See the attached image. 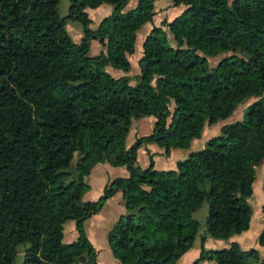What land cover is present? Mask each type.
<instances>
[{"label": "trees", "instance_id": "obj_1", "mask_svg": "<svg viewBox=\"0 0 264 264\" xmlns=\"http://www.w3.org/2000/svg\"><path fill=\"white\" fill-rule=\"evenodd\" d=\"M155 1L126 9L128 0H68L60 16L59 0H0V264H13L22 244L20 264H94L82 223L117 190L126 213L107 233L117 264H176L193 244V214L203 202L205 234L226 239L248 228L254 168L264 161V0H170L182 6L165 23L173 44L152 25L130 76L136 31L151 22ZM100 4L111 11L90 29L85 9ZM67 20L80 25L78 42ZM90 40L102 48L96 55L87 54ZM237 50L247 57L230 54L209 67L207 57ZM106 66L125 74L114 77ZM251 96L259 97L241 119L223 124L175 169H155L151 158L145 168L136 164L141 144L164 155L187 148ZM148 116L149 133L126 146L131 121ZM102 162L124 166L127 176L83 200L86 178ZM204 181L207 191L199 188ZM68 220L77 235L64 242ZM256 240L264 246V230ZM252 258L264 264L255 248L231 242L201 246L191 264Z\"/></svg>", "mask_w": 264, "mask_h": 264}, {"label": "rangeland", "instance_id": "obj_2", "mask_svg": "<svg viewBox=\"0 0 264 264\" xmlns=\"http://www.w3.org/2000/svg\"><path fill=\"white\" fill-rule=\"evenodd\" d=\"M135 0H128L129 5H131L130 7H126V9L131 8L132 4L134 3ZM69 2L68 0H59L58 2V13L60 16H63L67 13V8H68ZM104 6L109 7V9H111V6L108 4H104L103 6H101V8H97V10H90V16L93 20L92 23V28L95 27V21L98 17L102 16L99 14H102L103 12H101L99 9H102ZM182 9L181 6H172L170 0L166 3H164L162 0H159V8H157V11L154 12V20L156 21V24H158V26H160L164 33L166 34L168 41L170 44H173V41L171 40V35L168 32V29L165 27V23L167 21H170L174 16H176L180 10ZM161 13H164L163 16H161ZM163 17V18H162ZM76 24L79 26V24L77 22L71 21V20H67L64 24V28L66 30V32L68 33V35L71 37V39H75L74 38V28H72L70 25ZM80 28V27H79ZM139 39H137L134 43V53L129 57V61H130V67L129 70L126 72V74L133 76L137 73V65H136V60L137 57L139 56V53L141 51V41L140 38L142 36V30H139ZM97 49H101V47L93 40L89 41V47H88V52L87 54L89 56L92 55H96L98 54ZM230 54H235L238 55L240 57L246 58L247 55L241 51V50H237L235 52H224V53H218L214 56H210L207 57V61H208V65L209 67L214 66L222 57L230 55ZM105 69L114 77H118L122 74H125L124 72L112 68L110 66H106ZM132 83H134V81H132ZM259 96H264V91L259 95ZM259 96H251L248 99H246L245 101L239 103L236 105L234 111L232 112V114L227 117L224 120H220L217 121L216 123L209 125V126H205L203 128L201 137L205 138L203 144L198 147L197 149H200L203 147L205 141L211 137L217 136L219 135V130L220 127L223 124L226 123H230L233 122L235 120H239L241 119L242 116V112L244 110V108L250 104L251 102L255 101ZM172 104H170L169 109L172 108ZM153 124V118L148 116V117H139V118H135L131 121L130 124V128H129V132L126 136L125 139V143L131 144L133 142V139H135L137 136L139 135H143V134H147ZM194 149V150H197ZM162 156H158L155 158V168L156 169H163V170H167V169H171L174 168L176 165V161H178V159H182V157H180L178 154H173L170 157H166L165 155L162 153ZM147 158L149 159L150 156H145L143 148H138L136 150V164L138 166H140L141 168H145L147 166ZM184 158V157H183ZM175 169V168H174ZM264 161L259 165L256 166L254 168V180L252 183V193L251 195L248 197L247 201L251 206V218L250 220L252 221V229L253 231H258L259 228L261 226H263L264 224V216L261 214L260 211V206L261 203L259 204L258 202L261 200V198L264 195V190L261 187V183H262V179L264 176ZM107 176H119V172L118 171H107L106 172ZM106 175L101 176V175H95L92 176L88 185L89 188L88 190L83 194L82 199L83 200H95L99 194L101 193V184L105 182L106 180ZM111 178V177H110ZM101 186V187H100ZM208 183L205 181L204 182V188H207ZM207 213V206L206 203L203 202L202 205L194 212V217L197 219V221L199 222V226L197 231L201 232L204 231V218L206 216ZM69 222H73L71 220H69ZM68 224L65 226V233H69L68 228H67ZM264 230V229H262ZM198 242L196 240L195 242V247H197ZM26 246V244H22V245H18L17 246V254L15 256L14 262L13 264H20L23 258V249ZM250 264H255L254 258L249 260Z\"/></svg>", "mask_w": 264, "mask_h": 264}, {"label": "crops", "instance_id": "obj_3", "mask_svg": "<svg viewBox=\"0 0 264 264\" xmlns=\"http://www.w3.org/2000/svg\"><path fill=\"white\" fill-rule=\"evenodd\" d=\"M162 1L164 3H166L169 0H162ZM103 5L104 4H100L96 8H86L85 9L87 14H88V16H89V18H90V20H91V22L89 24V28L90 29H95L97 27L99 21L104 16L108 15L109 12L111 11V9H109V7H107V6L102 7L103 11H102V9H99L101 12H103L102 14H99V15H102V16H100V17H98L96 19L95 27L92 28L91 25L93 23V20H92V18L90 16V10H94V9L97 10V8H101V6H103ZM130 6L131 5H129V2H128L126 7H130ZM132 6H133V4H132ZM179 6H181V5H179ZM157 8H159V0H156L154 2V12L157 11ZM163 14L164 13H161V16H163ZM152 25L158 26V24H156V21L154 20V15L152 16L151 22L144 23L136 31L135 41L137 39H139V37H138L139 32H140L139 30H142V36L140 38V41L142 43L145 35L149 32V30L151 29ZM70 26L72 28H74V38H75V39H71V40L73 42H78L80 37H81V35H82L81 34V29L79 28L80 25L78 26L76 24H73V25H70ZM93 41H95V40H93ZM101 50H102V48L101 49H97L98 53ZM139 136H141V135H139ZM139 136H137V137H139ZM204 139L205 138H203L201 136L199 138L193 139L190 142V144H189V146L187 148H171L169 150L168 155H165V158L166 157H170L173 154H178L180 157L183 158L190 151H193L194 149H197L198 147H200L203 144ZM133 141H134V139H133ZM125 144H126V146L130 145L129 142L125 143ZM138 148H143V151H144V154H145L146 157L150 156V158H151V160L153 162V167L155 168V158L158 157V156H162L161 154L163 153V148L158 147L157 145H155L153 143L141 144ZM148 160L149 159L147 158V165H148ZM174 168H171V169H174ZM108 170L109 171H118L119 172V176H110L111 177L110 178L109 176L106 175V172ZM95 175H98V176L99 175H101V176L106 175L105 182L101 184V186H102L101 192H102L103 187L105 185H107L113 178H115V177H126L127 176V171H126L124 166H110L106 162H102V163H96L91 168V171H90L89 175L86 178L87 183H89L91 177L95 176ZM204 182L199 183V188L204 190V191H207L208 190V186H207V188H204ZM95 200H90V201H95ZM263 200H264V195H263V197L261 198V200L258 203L262 204ZM260 208H261V206H260ZM124 213H126V210L124 209V206H123V201H122V198H121V192H120V190H117L112 196L108 197L104 201V203L102 204L101 208L97 212L91 214L89 217H87L83 221L82 225H83L84 233H85L87 239L89 240L90 244L92 245V247L94 248V251H95L94 264H117V260L112 256V254L110 252V249L108 247L107 233L112 228V226H113L115 220L117 219V217L120 214H124ZM67 224H68L67 228H68L69 233H65V231H66L65 230V226ZM262 229H264V224H263V226H261L259 228L258 231H253V229H252V221L250 220L249 226H248V228L246 230H244V231H242V232H240L238 234H234V235H232V236H230V237H228L226 239L214 238V237H212V236H210L208 234H205L204 231H201V232L197 231L195 239L193 241V244H192L191 248L188 251H186L182 256H180L176 260V264H191L193 261H195L197 259L201 246L204 249H220V248H223V247H227L228 244L231 243V242H236L239 245V247L241 249H244V250L249 249V248H255L258 251L259 256H263L264 255V246L259 245L257 243V240H256L258 233ZM76 235L77 234H76V231L74 229V222L71 223V222H69V220L66 221L63 224V238H62L63 241L64 242H71V241L75 240ZM201 236L204 237L202 241H200V237ZM196 240L198 242L197 247H195ZM196 264H216V263L213 260L204 259V260L198 261Z\"/></svg>", "mask_w": 264, "mask_h": 264}]
</instances>
